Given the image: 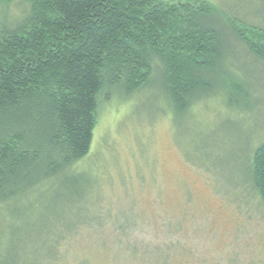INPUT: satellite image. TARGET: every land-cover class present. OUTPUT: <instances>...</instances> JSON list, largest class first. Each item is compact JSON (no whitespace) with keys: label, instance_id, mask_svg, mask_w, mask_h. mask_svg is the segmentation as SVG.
Instances as JSON below:
<instances>
[{"label":"rangeland","instance_id":"obj_1","mask_svg":"<svg viewBox=\"0 0 264 264\" xmlns=\"http://www.w3.org/2000/svg\"><path fill=\"white\" fill-rule=\"evenodd\" d=\"M207 1L264 19V0ZM27 9L0 5V20ZM234 45L249 85L236 110L212 97L173 119L158 83L101 99L75 168L86 179L0 200V264H264V202L245 185L264 142V66Z\"/></svg>","mask_w":264,"mask_h":264},{"label":"trees","instance_id":"obj_2","mask_svg":"<svg viewBox=\"0 0 264 264\" xmlns=\"http://www.w3.org/2000/svg\"><path fill=\"white\" fill-rule=\"evenodd\" d=\"M13 2L28 9L0 20V200L84 181L75 168L90 154L101 99L116 90L130 97L158 83L173 119L212 97L236 110L249 85L230 61L234 44L264 66V19L246 25L207 0L0 5ZM247 165L245 185L264 202V142Z\"/></svg>","mask_w":264,"mask_h":264}]
</instances>
